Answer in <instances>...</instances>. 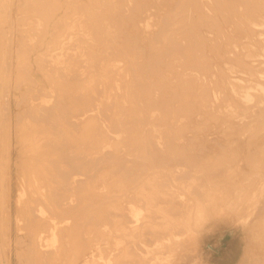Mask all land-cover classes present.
<instances>
[{
	"label": "rangeland",
	"instance_id": "rangeland-1",
	"mask_svg": "<svg viewBox=\"0 0 264 264\" xmlns=\"http://www.w3.org/2000/svg\"><path fill=\"white\" fill-rule=\"evenodd\" d=\"M246 2L244 12L261 4V0H0V38L9 46L8 55L0 52V83L12 89V114H23L30 92L50 89L42 71L50 70L48 63L55 54L63 59L66 50L68 64L59 60L62 67L58 61L60 68L51 69L61 78L57 90L62 88L58 108L63 130L71 124L70 136L74 132L77 136L83 131L79 124L87 130V121L95 124L99 119L109 131L121 118L118 129L130 141L109 146L107 158L91 164L106 170V181L94 187L102 194L98 199H104L103 205L95 206L99 212L84 224L74 221L70 207L63 208L59 214L67 219L57 226L53 245L43 239L49 232H42L45 221L27 209L21 213L14 200L12 215L6 217L0 200V256L7 264H264V113L259 103L264 95L258 94L264 75L261 56L249 51L254 41L235 16L236 7ZM244 12L242 19L247 18ZM82 36L90 41L77 42ZM72 50L77 62L72 61ZM110 58L111 65H119V75L118 70H107L108 65L105 69ZM76 66L73 78L78 83L71 80ZM109 80L130 83L126 94L130 103L125 104L129 109L122 106V113L112 109L115 97ZM74 85L79 89L73 94ZM83 92L92 94L87 97ZM248 93L255 95L246 101ZM91 137L92 143L78 136L81 143L74 137L67 144L69 161L74 143L95 150L98 144ZM17 153L13 140L12 159ZM15 174L12 164L13 181ZM130 203L142 211L137 225L129 222ZM175 225L178 229L171 228ZM166 229L180 238L167 237Z\"/></svg>",
	"mask_w": 264,
	"mask_h": 264
},
{
	"label": "bare ground",
	"instance_id": "bare-ground-1",
	"mask_svg": "<svg viewBox=\"0 0 264 264\" xmlns=\"http://www.w3.org/2000/svg\"><path fill=\"white\" fill-rule=\"evenodd\" d=\"M238 1H242V0H238ZM247 4L248 3L246 2L244 5L237 6L235 9V16L240 18V23H242L243 29L247 33L246 37H248V39L251 38L254 41L253 42L254 48L253 49L251 48V50L249 51L251 53V56H256V54L258 56L259 55L261 56V58H259L258 60H259V63L263 66L261 73H263L264 75V36H263L264 35V0H261V4L249 6L247 10L244 12ZM20 5H22V3ZM243 12L247 18L242 19ZM31 13H33V11ZM74 35L75 34H73V36ZM81 35L78 34L77 36L80 37ZM261 35H262V38H258ZM85 36L88 37V34ZM26 38L27 37H25L24 40ZM82 38L83 36L80 38V40L72 39L73 40L72 42H74L76 45L77 42H80L83 40L86 42L87 39L89 40V38H87L86 40L85 39L82 40ZM3 39L4 38H0V52L3 50L7 54L9 51L8 50L9 46L4 41V46L7 47L4 49ZM62 39L63 37L60 39L61 43L64 40ZM74 40H76L77 42H75ZM65 41L67 42V40ZM68 42L67 44H69ZM74 43H72L73 50L76 48L75 46H73ZM63 44H60V45H62L63 47ZM79 44H78L79 46L78 49L80 48ZM55 45H58L57 41ZM251 45H252V42H251ZM58 46H55V47H58ZM245 46H248V44H246ZM53 47L54 46H52V48ZM65 49H67V47ZM73 50H72V58H73L72 61L74 59L76 60V58L73 56V55L76 56V54H73ZM64 52L65 53L63 54H65V56L62 55L64 56V58L61 56V58L63 59H59L60 56H57L58 58L55 57L56 52L54 53L55 56L54 55L53 56L55 59H51L53 60L52 62L50 61V63L51 64L53 63L54 65L52 64L51 66V64L48 63L50 66V70H48L49 68L47 69L45 65L43 66V68L45 67L46 69L44 68L45 71H42V72H44L43 74L45 76L44 78L47 81L48 85L50 86V89L47 86V87H43V89L39 90V92L37 93L30 92L28 98L25 100V102L22 105V108H23L28 100L29 105L24 109L23 114H20L21 112H18V111L15 112L14 115L12 114L11 108L9 106V99L11 98V95L13 93L12 89H10V86L8 83L6 82L5 84H3L2 82L0 83V200H2L1 207L3 209L5 208L6 217L8 216V214L11 217L12 215L11 208H12V205H13L12 203L14 200V204L17 205L18 210L21 209V213H23V211L27 209L28 212L32 214V216L35 217V219H39L40 221H43V222L45 221V223L43 224L44 229L42 230V232L44 233L45 229H48L49 232L47 235H43V239L44 240L46 238L50 239L52 245L57 242V237H56L57 230H58L57 226L60 223H64L65 220L67 219L65 215L60 216L59 214L63 208L70 207L72 209V218L74 219V221L84 224L92 216L91 214L95 212H99L98 211L99 208H95V206L99 205V207H101L103 205L102 203L104 199L102 198L98 199V197H101L102 194L100 192L96 194L94 191L95 190L94 187L98 186L97 184L98 182L106 181V170L105 169L96 170L95 167L92 166L91 164L95 163V160L99 162H103L105 158H107V154L111 153V151L109 150V146L113 145V146L121 147L125 143L127 144L130 143V141H126V139L124 138L126 134L122 133V128L118 129V126L121 125V120H122L121 118L118 119L119 121H116L113 123L114 129H110L109 131L106 130L107 129L106 125L102 126V123L100 122L98 123L99 119H97V122L95 124H94L95 120L93 119H92L93 121H90V122L87 121L86 124L88 125V128L86 127L87 125L85 126L87 130H84L85 129L84 127L81 128L80 126L81 124L78 123L80 130L82 129L83 131L80 133V130L78 129L79 132L77 133H80V134L77 136L75 135V132H74V136L72 137L70 136L71 130L68 129V126L69 128L71 126L70 123H69L70 125L68 126L67 124H64L67 126V127H64V129L65 128L67 129L63 130L62 128L63 125H61L62 121H60L59 119L60 116H59V108H58V107H62L61 99L63 96L59 94V90H61L62 88L57 90L60 87L59 84L61 82V78H60L59 73L57 75V73L55 72L53 73V70L51 69H54V68L58 69L60 68L59 66L62 67L61 63L63 62L68 64V61L66 62L67 59L65 58L67 54L66 50H64ZM75 52L79 53V55L81 54V52H77V49L75 50ZM50 55H52V53L49 54V56ZM79 55L77 54V56ZM59 60H63V62ZM91 60L89 62H91ZM110 60L111 58L108 60L107 62L108 64H106L105 62L106 64L104 66L105 69L108 67L107 70L109 71L118 70V75H119V71H120L119 65L118 64L111 65ZM58 61H59V66H58ZM73 65L75 66L74 63ZM73 65H72V68H73ZM77 67L78 66H76V69L75 68L72 69L73 71L72 78L74 77V75L77 74V71H75V70H78ZM4 69L6 70V67H4ZM97 69L98 68L95 69V72ZM79 70H82V69H79ZM88 75L89 74H86L85 76L89 77ZM77 76H76V79H77ZM85 76H83L84 80L87 79V77ZM110 76L113 78L112 75ZM74 78L71 80H73L74 83H78V81L75 82ZM122 79L128 82L127 77L122 76ZM111 80H109V83L111 82ZM63 81H64V77L62 79V83ZM68 82H70V79ZM79 82L81 83L80 80ZM70 83H68V85H70ZM111 83L113 84V86L111 87L110 85L111 87L110 89L112 90L111 91L109 90V91L110 92L113 91L112 95L115 97L114 98L115 102L112 105V109H116L117 110L116 113H122L123 111L122 106L126 109H129L127 107L128 105H125V104L130 103L129 97H126V94H128V92L131 91L129 89L130 83H122V84L117 83V82H111ZM85 84L89 85V83H85ZM65 85H67V82ZM71 86L73 85H70V87ZM235 86H237V83H235ZM13 87H14V90L18 89V86L16 84H14ZM74 87L76 89L75 88L72 89V93L73 92L76 93L77 88H78L76 87V85H74ZM108 87H109V84H108ZM86 88L87 87L85 86V89ZM121 88H122V91L120 90ZM87 91L91 92L88 89ZM61 92H63V90ZM86 94L88 97L89 96L88 94L90 93L87 92ZM157 94L158 92L155 93L154 95L155 98H157ZM258 94L261 96L262 94L264 95V77H263L262 87L258 86ZM112 95L110 94V96L108 95V97L112 99L113 97ZM254 95L255 94L253 93H248L245 98L246 101L252 100ZM23 97L24 95L21 97L20 100L19 98L18 99L16 98V101L21 103V101H23ZM29 97H31L32 100H29ZM51 97L53 100L51 99ZM80 97H82L83 100L87 98V97L83 98L82 94ZM78 99L79 97H77V100ZM79 102L78 104H80ZM259 103H261V109L263 110V113H264V102H259ZM72 108H75V107H73L72 105ZM88 112H85V113H88ZM103 112L106 114L105 110ZM61 116H64V115H61ZM95 118L97 117L95 116ZM66 119L69 120V118H66ZM86 120H89V119H86ZM112 120L113 118H111L110 122ZM123 120L125 122L126 115L123 116ZM72 125L74 124L72 123ZM74 126H77V125H74ZM73 130L76 131L75 128ZM78 136L80 139L82 138L84 142L87 141V140L85 141V139H88V141H91L89 137L92 136L91 138L92 140H94V143L97 142L98 144L96 147L97 149L95 148V150L93 149L94 151H92V148H91L92 146L86 147V144H88L89 142L88 143L86 142V144L82 143L83 144L82 147H80L81 144L79 145L77 144L78 147H76L75 146L76 144L73 141V143L75 144L73 145L75 147L72 145V148H71L72 149V162H71L69 161L71 157V153L68 151L70 150V147H67V144H72L71 142L72 139L75 140L76 138H78ZM96 136H100L99 139H97ZM13 140H14L15 147L18 146V153L15 159H12V154H11V151L13 148ZM158 140H161V139H158ZM76 141L77 139L75 140V142ZM81 142L79 141L78 143H81ZM152 143H154L156 146H162L166 144V142L164 141L162 142L153 141L151 142V144ZM93 145L95 146V144ZM12 164H14L15 173H16L15 181H13V176H12ZM71 186H72V199L70 198V191H71L70 187ZM93 198L95 200H93ZM71 202H72V205L69 206L68 204H70ZM126 205H128V208L131 209V211L129 212V220H130L129 222L130 223L132 222V224L137 225V223L141 219L142 211L135 209V206H136L135 203H130ZM4 219H5V216L1 218V220H4ZM171 228L178 229V225L172 226ZM23 229L28 230L27 226H25ZM165 231H167V229ZM178 231L180 232L181 230H178ZM170 233L167 237L173 236L176 239L180 238L179 233H174V234L173 233L170 234ZM86 263L87 261H84V264ZM0 264H7V262L4 261L2 256H0Z\"/></svg>",
	"mask_w": 264,
	"mask_h": 264
}]
</instances>
